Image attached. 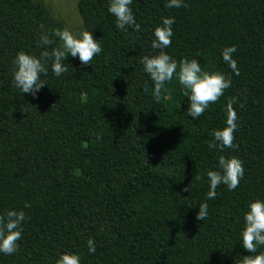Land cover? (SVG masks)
<instances>
[{
	"label": "trees",
	"instance_id": "1",
	"mask_svg": "<svg viewBox=\"0 0 264 264\" xmlns=\"http://www.w3.org/2000/svg\"><path fill=\"white\" fill-rule=\"evenodd\" d=\"M166 2L132 0L139 30L125 31L115 28L108 0H79L101 53L83 66L67 57L60 77L49 67L33 97L13 86V58L38 55L40 32L65 24L46 4L0 0V215L26 217L16 252L0 254V264H55L72 252L80 264H239L251 255L239 233L247 204L264 199V0ZM164 17L175 22L163 51L231 79L195 120L175 77L157 100L139 62L159 53L151 41ZM233 45L238 74L221 58ZM230 103L234 147L210 148ZM222 156L239 158L243 176L232 191L219 185L197 221L206 172L219 170Z\"/></svg>",
	"mask_w": 264,
	"mask_h": 264
},
{
	"label": "clouds",
	"instance_id": "2",
	"mask_svg": "<svg viewBox=\"0 0 264 264\" xmlns=\"http://www.w3.org/2000/svg\"><path fill=\"white\" fill-rule=\"evenodd\" d=\"M132 0H108L107 11L115 17V28L127 30L133 27L139 30L130 5ZM184 0H167L166 8H181ZM174 17H164L160 25L154 28V39L151 41L152 49H159L157 55L143 56L140 63L143 72L152 82L151 94L159 99L166 82L174 77L187 97V115L195 120L208 109L210 103H215L223 95L225 89L230 87L231 79L218 71H205L196 59H181L179 63L170 57L163 49L171 42L173 35L172 25ZM37 47H42L38 55L23 50L18 51L13 58L12 81L20 93L30 94L33 97L45 83L41 79L46 76L50 67L55 77H60L68 71L65 64L67 57L76 58L80 64L88 65L94 56L101 53V45L93 38L91 32L81 30L74 35L68 27L54 28L50 33L42 30L39 34ZM50 48V50H49ZM236 47L227 46L221 51L222 60L228 65L233 74H238L236 61L232 58ZM235 101H233L234 103ZM225 126L212 132L213 143L210 148H232L233 133L237 128V116L231 103L226 107ZM219 170L206 172L207 187L205 200L198 205L195 220L204 221L208 216V200L216 197V188L226 186L228 191L234 190L243 176L242 161L231 156L220 157L217 162ZM199 181L200 177L197 176ZM190 186V185H189ZM186 186L184 191H189ZM27 207V205H25ZM23 210L9 209L0 215V254L11 255L17 250V241L22 238V222L25 221ZM243 227L239 233L241 246L251 255L240 259L239 264H264V251H257L264 246V199L255 198L247 204V210L242 215ZM89 253L96 251L94 241H87ZM79 254L62 253L55 264H80Z\"/></svg>",
	"mask_w": 264,
	"mask_h": 264
},
{
	"label": "rangeland",
	"instance_id": "3",
	"mask_svg": "<svg viewBox=\"0 0 264 264\" xmlns=\"http://www.w3.org/2000/svg\"><path fill=\"white\" fill-rule=\"evenodd\" d=\"M46 4L52 10L55 18L64 22L74 35L79 34L81 30H86L83 19L78 11L79 0H35Z\"/></svg>",
	"mask_w": 264,
	"mask_h": 264
}]
</instances>
